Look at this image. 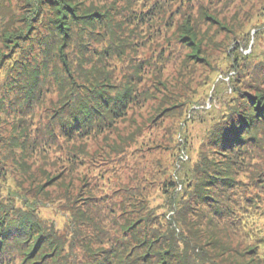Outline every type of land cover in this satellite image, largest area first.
<instances>
[{
  "label": "rangeland",
  "instance_id": "rangeland-1",
  "mask_svg": "<svg viewBox=\"0 0 264 264\" xmlns=\"http://www.w3.org/2000/svg\"><path fill=\"white\" fill-rule=\"evenodd\" d=\"M23 1L0 0V88L8 75L15 73H10L13 65L9 63L10 58L20 56V49L6 47L12 44V40L4 42L2 32L5 29L14 33L21 28L22 20L29 13L25 12L28 6ZM77 1L88 3L91 0ZM155 1L148 0L144 10L151 9ZM166 1L173 9L180 6V0ZM143 4L138 6L142 8ZM201 5L207 6L206 11L215 17L201 20ZM263 9L264 0H214L212 3L210 0H192L186 2L183 14L174 16L173 22L168 12L167 25L159 18L139 29L142 34L137 47L128 48L126 59L114 58L112 62L119 70L113 75V82L121 84L125 81L123 73L127 70L122 73L120 70L127 61L133 59L138 62L146 58L152 63L151 68L147 67L153 81L149 87L151 95L147 102L132 108L126 119L106 134L74 141L58 135L50 114L60 107L59 92L46 97L43 109L49 111H37L40 120L38 117L32 119L27 113L23 115L26 109L13 107L0 111V204L34 209L47 231L54 229L61 235L66 245L63 254L66 253L68 264H74L71 256L79 260L83 254H88L79 246L80 239L74 241H77L74 246L71 244L73 238H77L72 223L74 214L82 221L90 212L99 214L103 204H122L124 211L130 213L121 214L123 211L120 209L116 219L124 223L128 218L137 220L140 216L132 213L138 207L133 203L146 204L141 215L146 211L153 213L155 224L152 227L165 234L171 242L180 243L179 248L185 250L181 244L182 235L171 237L169 232L174 222H177V228L191 236V242L200 245L210 261L213 259L209 256L220 255V262L214 260L215 264L240 263L242 257L239 253L246 252L241 242L249 241L248 230L235 232L229 228L228 231L224 229V221L218 224L216 220L209 221L206 215L204 222L210 224L216 234L198 231L197 227L204 226L200 223L193 228L190 222L203 211L196 208V211L185 213L184 204L190 197V183H195L199 175L196 173L197 165H203V157L211 153L207 149L209 128L214 117L221 113L232 97L231 85H236L233 81L245 89L253 75H258L260 85L264 86L262 69L258 68L264 63ZM187 20H191L189 23L194 25L192 30L197 34L195 43L200 51L196 57H190L194 53L189 45H182L177 40L178 36L186 35L184 26ZM170 23L175 25L169 27ZM151 26L152 29L147 31ZM95 32L102 33V30ZM85 36L87 40L94 41V46H98L96 43L101 40V35L89 36L85 32ZM41 48L40 44H35L30 51L28 57L32 64L40 62L38 53ZM3 54L7 55L3 57ZM7 89L4 88L5 93H12ZM2 95L0 89V97ZM53 127L56 140L47 148L40 135L53 130ZM219 158L224 159L221 155ZM169 181L175 182L176 189L165 187L164 183ZM167 188L170 190L168 195L163 190ZM180 204L181 209L174 211ZM78 205L80 209H76ZM263 224L264 220L261 228ZM106 225L109 226L108 220L104 223ZM88 226L77 225L81 232L76 230V233L80 238L91 239L87 237L93 234ZM111 227L101 229L100 236L106 238L111 235L110 240L120 242L113 244L112 249L120 245L125 250L130 248V251L134 245H139L132 238L124 240L122 230L115 231ZM201 234L215 241L202 239ZM124 243L126 247H123ZM88 247L102 248L96 255L101 261L105 256L102 250L111 248L107 242L101 244L96 239ZM140 247L129 256L142 252L144 248ZM245 256L243 259L251 258L249 253ZM10 264H21V261L13 258ZM150 264L156 263L152 261Z\"/></svg>",
  "mask_w": 264,
  "mask_h": 264
},
{
  "label": "trees",
  "instance_id": "trees-1",
  "mask_svg": "<svg viewBox=\"0 0 264 264\" xmlns=\"http://www.w3.org/2000/svg\"><path fill=\"white\" fill-rule=\"evenodd\" d=\"M147 1L91 0L86 3L77 0H24L23 4L28 6L25 12L29 13L22 20L21 28L15 34L5 29L2 32L4 42L12 40V44L6 47L20 49V56L17 59L14 56L10 58L9 63L13 64L10 73H15L9 74L0 88L3 92L0 111L13 107L16 110L26 109L23 115L27 113L32 119L38 117L40 120L36 112L49 111L43 109L46 97L52 92H59L60 107L54 113L51 112L50 119L55 129L57 128L58 135L65 140L87 139L115 129L117 123L126 119L132 108L141 107L148 101L152 78L148 75L147 67L151 68L152 63L146 58L138 62L130 59L120 70L121 73L124 69L127 72L123 73L125 81L119 84L113 82V75L119 71L118 66L112 63L114 58L126 59L128 48L137 47L141 38L139 29H144L147 24L150 25L159 18L167 25L168 12L173 22L174 16L183 14L186 2L192 0H180V6L175 9L166 0H156L151 9L144 10ZM213 1L210 0V3ZM142 2L144 6L140 8L138 5ZM207 8L201 5V20L215 17L206 11ZM187 21L184 26L186 35L178 36L177 40L180 44L189 45L194 53L190 57H196L200 51L199 45L195 43L197 34L192 30L194 25L190 24L191 20ZM174 25L170 23L169 27ZM130 27L132 30H129ZM99 29L102 33L95 32ZM43 30L47 33L42 34ZM85 32L89 36L101 35V40L96 43L98 46L93 45L94 41L86 39ZM25 43L28 46H24ZM35 44H40L43 48L38 53L40 62L32 64L28 56ZM6 55L3 54V57ZM242 59H245L243 55ZM194 66L195 64L192 67ZM258 68L262 69L264 80V63ZM233 83L236 85H231L232 97L221 113L214 117L209 128L207 149L211 153L203 157V165H197L196 173L199 175L195 183H190V197L185 199L184 212L196 211V208L202 210L203 214L194 216L190 227L195 228L201 223L204 228L196 229L211 235L216 232L210 224L204 222L207 220L206 215L209 216V221L216 220L218 224L224 221L223 227L228 231L229 228H233L235 232L248 230L249 241L241 242L246 252L239 253L242 258L238 264H264V224L263 228L260 227L264 220V86L260 85L258 75H253V80L245 85V89L237 85V82ZM4 88L12 93H5ZM54 127L40 135V140L47 148L56 140ZM220 155L223 160H220ZM164 184L172 189L177 187L173 181ZM163 190L167 195L170 193L168 188ZM174 196L175 194L171 195L172 198ZM133 204L138 207L131 210L132 213L140 216L137 220L128 218L124 223L116 219L120 209L123 211L121 214L130 213L124 211L122 204H103L99 214L90 212L82 221L76 218V214L72 216L77 238L74 237L71 244L74 246L77 243L74 241L80 239L79 246L88 252L79 260L74 255L71 256L74 264L220 262V255L209 256L213 259L210 261L200 245L195 241L191 242V236L177 228V222H174L169 232L171 237L182 235L181 244H184L185 250L179 248L180 243L171 242L165 234H160L152 227L155 224L153 213L146 211L141 215L140 212L146 210V204ZM23 207L0 204V264H10L13 258H18L21 264H68L66 253L63 254L66 245L58 231H47L44 221L35 214L34 209L25 210ZM80 208L78 205L76 209ZM180 209L181 204L174 211L178 212ZM105 212L107 214L104 215ZM107 220L109 226L112 225L111 229L122 230L121 237L124 240L132 238L139 245H134L130 251V248L125 250L120 245L117 249H112L113 244L120 242L110 240L111 235L106 238L100 236L101 229L109 227L104 226ZM78 224L89 225L88 229L93 234L87 237L91 239L85 240L78 236ZM200 237L215 241L205 234ZM93 239L101 244L107 242L111 247L109 250H102L105 253L102 261L96 258L100 252L98 250L102 248L88 247L93 244ZM82 241L84 242L81 244ZM125 245L126 243L123 247ZM139 247L144 250L130 257L129 253ZM246 253L251 255L252 260L243 259Z\"/></svg>",
  "mask_w": 264,
  "mask_h": 264
}]
</instances>
